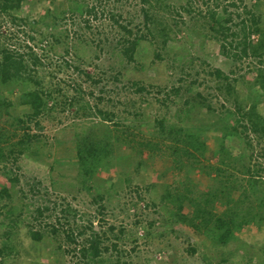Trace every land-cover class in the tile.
I'll return each instance as SVG.
<instances>
[{
    "label": "rangeland",
    "instance_id": "374dc122",
    "mask_svg": "<svg viewBox=\"0 0 264 264\" xmlns=\"http://www.w3.org/2000/svg\"><path fill=\"white\" fill-rule=\"evenodd\" d=\"M204 1L23 0L16 14L28 21L41 19L40 23L13 26L0 20V43H5L10 32L16 29L14 46L18 51L25 52V45L30 46L41 56L42 65L35 67V77L44 87L55 90L57 100L63 101L80 86L85 91L93 90L94 97L103 96L104 101L99 107L127 116L128 124L134 116L127 111L140 109L143 114L136 118L135 125L145 137L159 134L155 118L164 117L169 123H180L174 113L176 108L184 107L182 101L179 102L180 99L171 94L161 104L172 84L180 83L183 89L190 85L207 98L203 107L195 108L197 118L189 121V125L196 129L204 127L201 140L206 144V152L203 156L196 154L199 164L193 158L189 159L192 165L187 173L185 170H174L171 157L162 155L164 147L158 153L147 150V153H138L123 146L118 157L122 166L115 159L114 167L106 170L96 168L92 177H87L89 181L83 183L75 140L91 122L100 124L99 118L83 120L74 117L69 109V113H55L59 123H56L57 119H43V133L47 138L45 141L42 137L41 149L36 153L38 145L32 143L33 151L18 155L14 163L8 162L7 168L11 170L8 176L2 174L0 164V186L6 184L15 191L11 197L2 196L0 199V212H3L0 213V236L10 230L9 242L16 241L18 248L16 254L5 257L6 263H78L79 258L72 261L71 256L62 251L74 244L67 241L61 229L55 234L50 232L53 224L58 226L57 218L60 223L63 221L61 209L68 208L69 204V210L75 211L74 216L66 217L72 230L91 223L96 230L104 233L103 245L108 250L103 251L101 258L107 261L101 260V264H116L117 257H120L118 264H264V221L261 227L244 226L226 245H213L203 235L171 222L175 206L161 199L166 185L176 189L183 183L189 184L186 179L197 183L202 190L217 183L214 172L211 176L205 175L198 166L217 161L214 151L218 148L220 131L210 126L217 125L219 121L221 125L225 124L222 121L225 109L234 110L235 106L233 96L228 101L224 99L218 89L220 80L211 72L218 68L229 78L236 79L232 82L234 91L244 93L245 98L239 99L243 102L259 93L256 74L258 68L264 70V58L259 60L250 56L238 60L223 54L220 49L221 43L241 39L231 35L232 32H239L238 24L246 17L244 6L261 14L264 19V0H233L242 7H228L226 16L231 12L233 15L227 24L231 26V35L225 40L212 36L207 11L209 8L219 11L231 0ZM63 10L71 12L68 11L63 18L58 17ZM50 12L58 16L52 17ZM146 12L149 19L144 17ZM111 13H115L118 21L109 17ZM53 21L57 23L53 24ZM29 27L33 29L29 30ZM261 28L264 31V21ZM28 33L35 39L29 40ZM127 38L138 41L131 61L120 51L121 43ZM258 39L260 36L257 33L250 35L253 43ZM179 77L183 81H179ZM132 81L143 86V91L138 92V84L132 86ZM13 87L19 93L17 86ZM86 98L92 105L97 101L90 95ZM15 100L13 98L11 110L19 114L22 108L16 105ZM208 101L211 111L206 108ZM257 110L264 117V99L257 103ZM133 131L137 132L136 129ZM225 145H230V150L234 152L242 147L237 139L231 137ZM263 145H257L255 152H260ZM122 156L124 159L129 157L128 164ZM258 157L253 161L263 163L264 158ZM138 158L144 163L136 169L132 160L136 159L137 164ZM149 183L155 185L149 186ZM32 186L34 190H31ZM257 190L261 188L251 194L253 200L259 196ZM237 194L235 192V196ZM37 205H47L49 210L35 219L33 215ZM222 207L217 204L216 210L220 212L224 209ZM10 208L15 210L13 215L8 212ZM15 218L17 225L12 226ZM9 224L10 228L7 227ZM31 224L34 230L41 232L39 240L29 236L27 231ZM109 226L114 229L110 231ZM85 236L89 233L79 240ZM189 241L197 246L194 254L187 251Z\"/></svg>",
    "mask_w": 264,
    "mask_h": 264
},
{
    "label": "trees",
    "instance_id": "16d2710c",
    "mask_svg": "<svg viewBox=\"0 0 264 264\" xmlns=\"http://www.w3.org/2000/svg\"><path fill=\"white\" fill-rule=\"evenodd\" d=\"M22 2L23 0H0V20L13 26H33L40 23L41 19L28 21L27 18L16 14L21 9ZM204 2L208 3V0ZM228 7L240 8L242 6L231 0L227 6L219 11L213 8H209L207 11L210 22L209 28L213 32L212 36L217 40L221 38L225 40L228 35H231V26L227 24L232 20L233 13L231 12L226 16L225 13ZM68 11L71 12V10H63L59 16L54 12H50V15L63 18ZM244 11L246 17L238 24L240 25L239 32H232L231 35L241 37V39L231 40L226 44L221 43V52L238 60L250 56H256L259 60H262L264 58V31L261 28L264 21L263 16L259 13L256 14L247 6H244ZM237 15L240 14L237 13ZM109 17L114 21H118L115 13H111ZM144 17L149 19L147 12ZM42 23H44V20H42ZM52 23L57 22L53 21ZM52 23H50V27H52ZM30 29L33 28L29 27ZM14 31L17 30L14 29ZM15 32H10L5 43H0V164L3 168L2 174L8 176L9 171H11L7 168L8 162L14 163L18 159V155L25 152L30 153L34 150L32 143L38 145L36 153L41 149L43 145L42 137L45 141L47 138V135L43 133V119H57L56 114L69 113L67 112L69 109L74 117L88 121L92 120V117L93 119L97 117L100 124H102L98 126L100 124L91 122L92 124L86 130H83L75 140L77 163L79 172L83 175V183L89 181L87 177L91 178L96 168H98L97 170L112 168L116 164L115 159L121 165V158L118 157L123 146L129 147L131 151L134 150L138 153L146 152V150L147 152L158 153L164 147L165 150L162 155L167 158L171 157L174 170H185L186 173L191 170L189 166L192 165V162L189 159L193 158L196 163H200V159L197 158L196 154L203 156L206 152V144L201 140L204 127L199 129L197 127L196 129L191 124L189 125L190 120L197 118L195 108L203 107L207 101L206 96L200 91H196L190 85L183 89L180 83L177 85L172 84L167 98L161 104L166 102L171 94L180 99L179 102L182 101L184 107L176 108L174 115L179 118L180 123L184 122L187 125L182 126L179 125L180 123L175 122L169 123L164 117L155 118L156 125L159 126V134L152 138L145 137L140 134L139 126L135 125L136 118L138 119L143 114L140 109H135L133 112L127 111L128 114L134 116L128 124L127 116L99 107L100 102L104 101L103 96L94 97L93 90L85 91L80 86L76 88L75 93L63 101L57 100L54 95L55 90L51 87H44L35 77V67L42 65L41 56L26 45V52L18 51L13 44ZM253 33L260 36L256 43L250 40V35ZM27 37L29 40L35 39L30 33L27 34ZM137 44L136 39L129 40L127 38L121 43L120 51L131 61ZM211 74L219 78L221 85L218 86V89L224 99L228 101L233 96L235 106L234 110L225 109L222 116V121L224 120L225 124L221 125L219 121L215 126L209 125L211 129L220 131L217 137L218 148L214 151L217 154V161L212 164L208 162L203 166H198L205 175L211 176L214 172L217 183L207 190H202L197 183H194L191 179H186L189 184L183 183L182 186L180 185L182 188L173 189L170 185H166L161 199L175 206L171 222L175 221L203 235L213 245H226L236 232L244 226L255 225L261 227V222L264 221V162L253 161L255 157L259 158L258 156L264 158V145L260 152H255L257 145L260 146L264 143V117L257 110V103L264 99V70L258 68L256 74L259 93H256L254 98H246L243 102H240L239 99L240 97L245 98L244 93L234 91L232 82L234 83L236 79L229 78L218 68ZM114 79L118 80L117 77H114ZM178 80L183 81V78L179 77ZM95 82H98V80H95ZM131 84L133 86L138 83L132 81ZM13 85L17 86L19 93L16 92ZM143 88L139 84L136 86L138 92L143 91ZM86 95H90L97 101L93 105L90 104ZM13 98L16 99V105L22 108L19 114L11 110L14 106ZM248 101L252 103L249 104ZM206 108L212 110L209 101L206 103ZM180 114H183V116L179 117ZM56 123H59L58 119ZM135 129L137 130L136 133L133 131ZM228 137L234 140L237 139L242 146L241 150L238 152L231 151L230 145H225ZM147 155L151 157L150 154ZM122 160L128 164L129 157L126 156L124 159L122 156ZM137 160V164L136 159L132 162L134 161V168L139 169L144 161L142 162L140 158ZM180 183L182 184L181 181ZM150 185L154 186L155 184L149 183ZM88 188L90 189V187ZM257 188H261V190H257L259 196L257 200H253L251 194ZM32 189L34 190L33 186ZM235 192H238L237 196H235ZM14 193L15 191L11 190L6 184L0 186V199L2 196L11 197ZM99 197L102 198L101 195ZM217 204L223 205L222 208L224 209L218 212L216 210ZM66 207L68 208L61 209L62 226L59 218H57L58 226L53 224L50 227V232L54 234L61 229L67 241L74 244L73 247L62 251L70 255L72 261L79 258V262H75V264H101V260L107 261V259L101 258L103 251L108 250V247L103 245L104 233L100 232V229L99 231L96 230L91 223L72 230L66 217L68 215L74 216L75 211L69 210V204ZM46 210H49L47 205H37L35 208L36 214L33 215V218L36 219L38 216L43 215ZM8 212L13 215L15 210L10 208ZM0 213L3 214V212ZM16 217L20 218L18 215ZM17 218L12 220V226L17 225ZM29 226L27 231L29 236L34 240H39L42 236L41 232L34 230L32 224ZM7 227L10 228V224ZM113 229V226H109L110 231ZM121 231L123 232V230ZM9 232L10 230L4 231V236H0V256H2L0 264H8L5 257L18 252L16 241L9 242ZM87 232L89 236L79 240ZM187 251L194 254L197 251V246L189 241ZM115 261L118 264L120 257H117ZM207 264L217 263L208 262Z\"/></svg>",
    "mask_w": 264,
    "mask_h": 264
},
{
    "label": "clouds",
    "instance_id": "9594fccd",
    "mask_svg": "<svg viewBox=\"0 0 264 264\" xmlns=\"http://www.w3.org/2000/svg\"><path fill=\"white\" fill-rule=\"evenodd\" d=\"M132 164H134V161L132 162ZM95 228V227H94Z\"/></svg>",
    "mask_w": 264,
    "mask_h": 264
}]
</instances>
